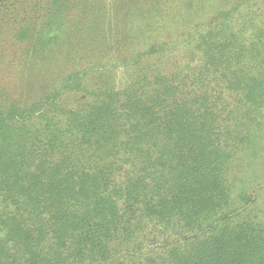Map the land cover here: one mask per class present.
I'll list each match as a JSON object with an SVG mask.
<instances>
[{"label":"trees","instance_id":"trees-1","mask_svg":"<svg viewBox=\"0 0 264 264\" xmlns=\"http://www.w3.org/2000/svg\"><path fill=\"white\" fill-rule=\"evenodd\" d=\"M133 1L0 0V264H264V16L165 65L257 1Z\"/></svg>","mask_w":264,"mask_h":264},{"label":"rangeland","instance_id":"rangeland-1","mask_svg":"<svg viewBox=\"0 0 264 264\" xmlns=\"http://www.w3.org/2000/svg\"><path fill=\"white\" fill-rule=\"evenodd\" d=\"M257 4L254 2H251L245 6V3L239 6L233 13H231L229 18L218 17L215 20L211 21L210 23H202L203 25H199L194 27L193 32L191 33V36L188 38L182 37L179 38L175 44H173L169 55L168 60L165 62V65H168L170 67L171 64L178 65L179 63L186 62L189 58L191 60L196 61L197 58L193 54H197L196 48L199 44L202 46V42L205 38L208 37V35L213 34L216 37L215 39L219 42H230L234 39H239V43H245L247 44L249 38H251V32L253 29L254 24H248L247 22L245 25L239 23L240 21H235L234 18H244L245 15L250 16V14L256 13L259 14L258 19L256 21V25H258V21L261 19V17L264 16V3L260 0H256ZM131 2H134L131 0ZM127 6L123 7L122 5H111L107 6L104 11V18H109V23L106 24V26L115 27L117 24V27H119L118 23H120V20L124 17L126 18V12H127ZM131 10V9H128ZM237 13V14H235ZM138 17V16H137ZM142 26V21L138 18L137 21H135V25L133 26V38L135 39H141L142 34L139 35V28ZM96 27L92 28L90 31L94 30ZM109 29V28H108ZM234 34L235 38H232L231 35ZM138 35V36H137ZM100 42H103L102 37L100 38ZM112 40L114 41V44H111V50H115L116 52L120 51V47L118 46V42L120 39V29L117 28V36L113 37ZM85 43H88L87 41ZM238 44V43H237ZM89 46V45H88ZM107 48V46H106ZM105 48V49H106ZM203 48V47H202ZM95 55L101 56L99 50H95ZM197 56H199L197 54Z\"/></svg>","mask_w":264,"mask_h":264}]
</instances>
